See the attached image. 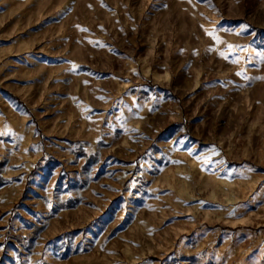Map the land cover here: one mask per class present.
Instances as JSON below:
<instances>
[{
	"label": "rangeland",
	"instance_id": "obj_1",
	"mask_svg": "<svg viewBox=\"0 0 264 264\" xmlns=\"http://www.w3.org/2000/svg\"><path fill=\"white\" fill-rule=\"evenodd\" d=\"M0 264H264V0H0Z\"/></svg>",
	"mask_w": 264,
	"mask_h": 264
}]
</instances>
